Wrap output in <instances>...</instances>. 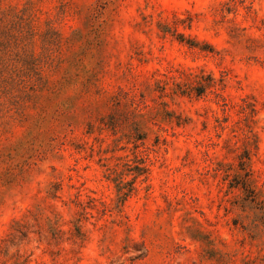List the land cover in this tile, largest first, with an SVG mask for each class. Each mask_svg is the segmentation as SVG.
<instances>
[{
	"label": "rangeland",
	"instance_id": "1",
	"mask_svg": "<svg viewBox=\"0 0 264 264\" xmlns=\"http://www.w3.org/2000/svg\"><path fill=\"white\" fill-rule=\"evenodd\" d=\"M0 264H264V0H0Z\"/></svg>",
	"mask_w": 264,
	"mask_h": 264
}]
</instances>
